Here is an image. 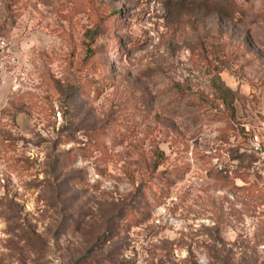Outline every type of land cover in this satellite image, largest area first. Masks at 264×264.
I'll return each mask as SVG.
<instances>
[{"label":"rangeland","instance_id":"374dc122","mask_svg":"<svg viewBox=\"0 0 264 264\" xmlns=\"http://www.w3.org/2000/svg\"><path fill=\"white\" fill-rule=\"evenodd\" d=\"M0 264H264V0H0Z\"/></svg>","mask_w":264,"mask_h":264}]
</instances>
